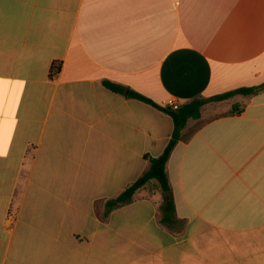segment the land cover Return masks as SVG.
<instances>
[{
	"label": "crops",
	"instance_id": "crops-1",
	"mask_svg": "<svg viewBox=\"0 0 264 264\" xmlns=\"http://www.w3.org/2000/svg\"><path fill=\"white\" fill-rule=\"evenodd\" d=\"M105 81L162 107L264 84V0H0V264H264V90L174 147L176 233L149 185L104 214L174 129Z\"/></svg>",
	"mask_w": 264,
	"mask_h": 264
},
{
	"label": "trees",
	"instance_id": "trees-1",
	"mask_svg": "<svg viewBox=\"0 0 264 264\" xmlns=\"http://www.w3.org/2000/svg\"><path fill=\"white\" fill-rule=\"evenodd\" d=\"M60 68V63L55 64L52 67V71L57 73ZM105 85L116 92L125 94L128 97L140 99L166 111L172 117L174 123L172 136L163 153L158 156H147L150 166L120 195L108 200L105 203V216L109 215L112 210L131 203L136 192L149 185L152 193L162 190L163 202L160 207L162 213V223L170 230L180 233L184 228L185 221L180 219L176 214L173 191L167 173V163L174 147L180 141H189L192 136L205 124L217 118L239 114L243 111V106L239 103H235L227 110H222L203 117L206 105L210 103L223 102L236 94L252 95L258 93L259 91L264 90V84L253 87L237 88L235 90L207 98H196L175 107H162L145 95L110 81H105ZM189 119H196L198 121L192 127L186 129Z\"/></svg>",
	"mask_w": 264,
	"mask_h": 264
},
{
	"label": "rangeland",
	"instance_id": "rangeland-1",
	"mask_svg": "<svg viewBox=\"0 0 264 264\" xmlns=\"http://www.w3.org/2000/svg\"><path fill=\"white\" fill-rule=\"evenodd\" d=\"M222 111L217 103H210L204 108V116H209L213 113Z\"/></svg>",
	"mask_w": 264,
	"mask_h": 264
},
{
	"label": "built area",
	"instance_id": "built-area-1",
	"mask_svg": "<svg viewBox=\"0 0 264 264\" xmlns=\"http://www.w3.org/2000/svg\"><path fill=\"white\" fill-rule=\"evenodd\" d=\"M169 106H171V107H175L176 105L173 104V102H171V104H170Z\"/></svg>",
	"mask_w": 264,
	"mask_h": 264
}]
</instances>
